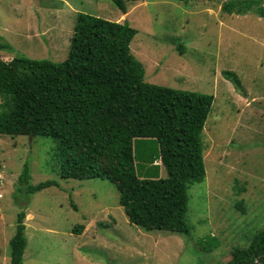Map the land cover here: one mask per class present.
<instances>
[{
	"label": "rangeland",
	"instance_id": "rangeland-1",
	"mask_svg": "<svg viewBox=\"0 0 264 264\" xmlns=\"http://www.w3.org/2000/svg\"><path fill=\"white\" fill-rule=\"evenodd\" d=\"M223 2L128 1L123 13L110 0H0V40L13 46L0 49L5 61H63L84 13L137 30L130 48L146 82L214 96L203 131L206 177L190 189L189 234L132 224L107 179L63 178L52 138L0 135V264H11L22 211L24 264H227L264 229V17L258 7L226 13ZM135 152L142 177L167 176L156 139L137 141ZM46 181L55 185L27 192Z\"/></svg>",
	"mask_w": 264,
	"mask_h": 264
},
{
	"label": "trees",
	"instance_id": "trees-1",
	"mask_svg": "<svg viewBox=\"0 0 264 264\" xmlns=\"http://www.w3.org/2000/svg\"><path fill=\"white\" fill-rule=\"evenodd\" d=\"M110 1L126 13L128 1L141 0ZM261 4L224 0L222 10L245 14L258 7L264 17ZM136 34L128 21L80 13L63 61L0 58V135L52 138L63 178L107 179L119 191V204L132 224L145 231L189 234L190 189L206 177L203 131L214 96L146 82L145 67L130 48ZM0 49L13 46L0 40ZM224 74L240 85L235 72ZM151 139L159 144L166 177L138 173L135 144ZM29 178L25 165L19 180L23 184ZM53 185L46 181L26 190ZM25 217V211L18 214L10 240L11 264H24ZM232 256L227 264H264V229L248 247L234 248Z\"/></svg>",
	"mask_w": 264,
	"mask_h": 264
},
{
	"label": "water",
	"instance_id": "water-1",
	"mask_svg": "<svg viewBox=\"0 0 264 264\" xmlns=\"http://www.w3.org/2000/svg\"><path fill=\"white\" fill-rule=\"evenodd\" d=\"M259 261V260H258ZM258 261L255 264H258Z\"/></svg>",
	"mask_w": 264,
	"mask_h": 264
}]
</instances>
